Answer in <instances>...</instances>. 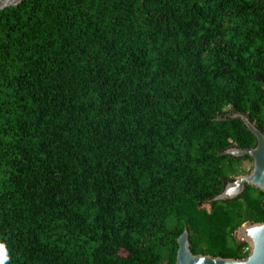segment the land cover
<instances>
[{"label": "trees", "instance_id": "1", "mask_svg": "<svg viewBox=\"0 0 264 264\" xmlns=\"http://www.w3.org/2000/svg\"><path fill=\"white\" fill-rule=\"evenodd\" d=\"M264 134V0H24L0 11V243L7 264L244 259ZM206 204L210 208H206Z\"/></svg>", "mask_w": 264, "mask_h": 264}, {"label": "water", "instance_id": "2", "mask_svg": "<svg viewBox=\"0 0 264 264\" xmlns=\"http://www.w3.org/2000/svg\"><path fill=\"white\" fill-rule=\"evenodd\" d=\"M23 2L24 0H0V11L19 6ZM235 117L241 118L244 125L255 135L257 146L251 150H243L236 146L225 153L237 158L250 156L253 160V170L249 174L239 176L233 182L228 183L224 190L214 199L215 201L233 200L245 192L247 185L264 192V134L247 116L236 114ZM238 233L239 237L250 248L249 255L244 259L194 254L191 250L189 231L185 229L177 241L179 249L176 264H264V222L256 224L246 223L238 230Z\"/></svg>", "mask_w": 264, "mask_h": 264}, {"label": "clouds", "instance_id": "3", "mask_svg": "<svg viewBox=\"0 0 264 264\" xmlns=\"http://www.w3.org/2000/svg\"><path fill=\"white\" fill-rule=\"evenodd\" d=\"M9 256L5 244L0 243V264H7Z\"/></svg>", "mask_w": 264, "mask_h": 264}, {"label": "rangeland", "instance_id": "4", "mask_svg": "<svg viewBox=\"0 0 264 264\" xmlns=\"http://www.w3.org/2000/svg\"><path fill=\"white\" fill-rule=\"evenodd\" d=\"M252 166H253V165H251V164H247V165L245 166V168H244L245 172H246V173H249V172L251 171ZM205 206H206V208H210V206H209L208 204H206ZM236 238H237V240H238L239 242H243V241H242V238L239 237V233H238V232L236 233Z\"/></svg>", "mask_w": 264, "mask_h": 264}, {"label": "built area", "instance_id": "5", "mask_svg": "<svg viewBox=\"0 0 264 264\" xmlns=\"http://www.w3.org/2000/svg\"><path fill=\"white\" fill-rule=\"evenodd\" d=\"M242 241L243 242H245L243 239H242ZM244 253H247V252H250V248H249V246L248 247H246L245 249H244V251H243Z\"/></svg>", "mask_w": 264, "mask_h": 264}]
</instances>
